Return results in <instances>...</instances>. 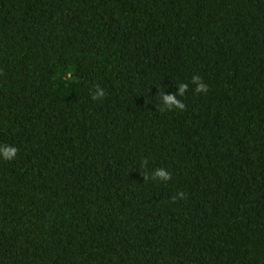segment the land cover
<instances>
[{"label": "trees", "instance_id": "1", "mask_svg": "<svg viewBox=\"0 0 264 264\" xmlns=\"http://www.w3.org/2000/svg\"><path fill=\"white\" fill-rule=\"evenodd\" d=\"M0 145V264H264V0H0Z\"/></svg>", "mask_w": 264, "mask_h": 264}, {"label": "clouds", "instance_id": "2", "mask_svg": "<svg viewBox=\"0 0 264 264\" xmlns=\"http://www.w3.org/2000/svg\"><path fill=\"white\" fill-rule=\"evenodd\" d=\"M194 79H196V81L198 83V87H197L196 92L197 93H201V92L206 93L208 91V85L206 83H200L199 82L201 80V77H196ZM186 87H187L186 85L181 86V94L183 93V91L185 90ZM104 94H105L104 90L102 88H100L99 86H96V90H95L94 94L92 95V99L98 100V99H100V97L104 96ZM163 99L169 105H173V104L177 105V107H179L180 110H183L185 108V105L178 104L174 95L165 94L163 96ZM16 155H17V149L15 147H11L10 145H0V156H2L3 159L11 160ZM155 176L162 178L166 181H168L172 178L171 174L169 172H167L166 170H164L163 168L158 169L155 173ZM184 196H185V194L183 192L179 193L180 198H183Z\"/></svg>", "mask_w": 264, "mask_h": 264}]
</instances>
